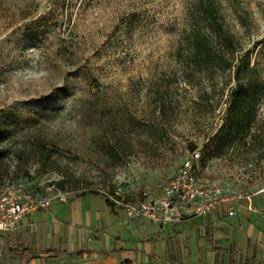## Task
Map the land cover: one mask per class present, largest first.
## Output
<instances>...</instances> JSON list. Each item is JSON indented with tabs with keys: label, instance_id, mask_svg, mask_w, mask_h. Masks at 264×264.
I'll return each mask as SVG.
<instances>
[{
	"label": "rangeland",
	"instance_id": "374dc122",
	"mask_svg": "<svg viewBox=\"0 0 264 264\" xmlns=\"http://www.w3.org/2000/svg\"><path fill=\"white\" fill-rule=\"evenodd\" d=\"M223 2L226 25L264 82V0H238L247 10L243 24ZM186 5L0 0V193L12 183L34 194L55 184L138 199L145 190L158 193L193 150L216 184L264 189V98L251 126L256 135L222 150L213 135L234 79L209 100L181 80L174 54ZM159 99L172 102L166 113L155 108Z\"/></svg>",
	"mask_w": 264,
	"mask_h": 264
},
{
	"label": "crops",
	"instance_id": "0c3cea01",
	"mask_svg": "<svg viewBox=\"0 0 264 264\" xmlns=\"http://www.w3.org/2000/svg\"><path fill=\"white\" fill-rule=\"evenodd\" d=\"M0 264H264V191L165 224L72 193L0 233Z\"/></svg>",
	"mask_w": 264,
	"mask_h": 264
},
{
	"label": "trees",
	"instance_id": "16d2710c",
	"mask_svg": "<svg viewBox=\"0 0 264 264\" xmlns=\"http://www.w3.org/2000/svg\"><path fill=\"white\" fill-rule=\"evenodd\" d=\"M228 2H231L232 13L243 24L247 10L238 0ZM224 7L223 0H187L184 25L174 54L181 80L195 87L199 97L206 96L209 100V92L217 91L221 84L220 91L230 84L231 78L234 79L221 129L213 135L222 150L237 137L246 146V138L256 135L251 126L256 119L257 104L264 98V82L254 76L251 52L226 25ZM194 102L197 101L194 99ZM171 106L172 102L166 104L163 99L156 100L155 108L159 113H166ZM134 120L147 127L144 121L136 117ZM0 160H3L1 151ZM59 184L63 186L62 181Z\"/></svg>",
	"mask_w": 264,
	"mask_h": 264
},
{
	"label": "built area",
	"instance_id": "2783aa9c",
	"mask_svg": "<svg viewBox=\"0 0 264 264\" xmlns=\"http://www.w3.org/2000/svg\"><path fill=\"white\" fill-rule=\"evenodd\" d=\"M200 161V152L191 151L158 193L145 190L137 200L119 193L103 194L127 217L147 218L158 224L175 223L186 216H206L230 200L251 199L252 193L229 191L205 177L200 172ZM72 193L55 184L42 194L32 193L21 183L6 185L0 193V233L15 230L24 215L48 207L54 200L66 202ZM228 214H234V210Z\"/></svg>",
	"mask_w": 264,
	"mask_h": 264
}]
</instances>
